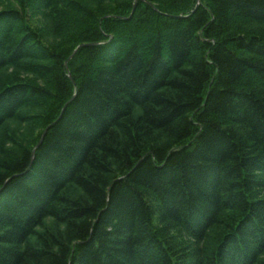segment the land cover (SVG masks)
I'll return each instance as SVG.
<instances>
[{
  "label": "trees",
  "instance_id": "1",
  "mask_svg": "<svg viewBox=\"0 0 264 264\" xmlns=\"http://www.w3.org/2000/svg\"><path fill=\"white\" fill-rule=\"evenodd\" d=\"M0 264H264V0H0Z\"/></svg>",
  "mask_w": 264,
  "mask_h": 264
},
{
  "label": "rangeland",
  "instance_id": "2",
  "mask_svg": "<svg viewBox=\"0 0 264 264\" xmlns=\"http://www.w3.org/2000/svg\"><path fill=\"white\" fill-rule=\"evenodd\" d=\"M135 8V4H133V8H132V12H133V9Z\"/></svg>",
  "mask_w": 264,
  "mask_h": 264
},
{
  "label": "bare ground",
  "instance_id": "3",
  "mask_svg": "<svg viewBox=\"0 0 264 264\" xmlns=\"http://www.w3.org/2000/svg\"><path fill=\"white\" fill-rule=\"evenodd\" d=\"M48 129V128H47ZM42 138V137H41Z\"/></svg>",
  "mask_w": 264,
  "mask_h": 264
},
{
  "label": "water",
  "instance_id": "4",
  "mask_svg": "<svg viewBox=\"0 0 264 264\" xmlns=\"http://www.w3.org/2000/svg\"><path fill=\"white\" fill-rule=\"evenodd\" d=\"M34 152V151H33ZM33 154V153H32Z\"/></svg>",
  "mask_w": 264,
  "mask_h": 264
}]
</instances>
